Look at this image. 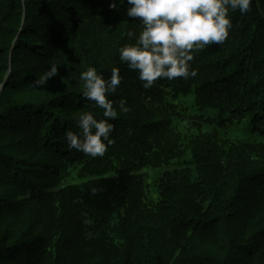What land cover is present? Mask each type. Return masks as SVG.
<instances>
[{"label":"trees","instance_id":"16d2710c","mask_svg":"<svg viewBox=\"0 0 264 264\" xmlns=\"http://www.w3.org/2000/svg\"><path fill=\"white\" fill-rule=\"evenodd\" d=\"M128 7L0 0V264H264V0L229 12L196 77L149 89L119 60L141 30ZM88 67L122 78L96 158L64 138L82 113L103 118L83 97Z\"/></svg>","mask_w":264,"mask_h":264},{"label":"clouds","instance_id":"9594fccd","mask_svg":"<svg viewBox=\"0 0 264 264\" xmlns=\"http://www.w3.org/2000/svg\"><path fill=\"white\" fill-rule=\"evenodd\" d=\"M127 4V17L138 18L141 30L129 33L134 42L118 49L119 60L136 71L143 87L149 89L158 79L196 77L197 70L191 66L193 54L207 45L223 44L232 28L229 12L248 13L252 0H127ZM57 72L58 66L50 65L34 81L35 86L42 87ZM79 79L83 81V97L103 110V118L98 119L91 111L82 113L76 121L78 131L68 130L64 138L69 150L103 157L113 143L114 126L109 120L118 116L108 97L117 91L122 78L117 68L105 79L95 67H88ZM119 108L127 112L125 100L119 102Z\"/></svg>","mask_w":264,"mask_h":264},{"label":"rangeland","instance_id":"374dc122","mask_svg":"<svg viewBox=\"0 0 264 264\" xmlns=\"http://www.w3.org/2000/svg\"><path fill=\"white\" fill-rule=\"evenodd\" d=\"M237 134L241 138H246V139L251 140V141H259L261 139L259 134L253 133L249 126H247L245 130L239 131ZM165 170H166V168H161V169H158L156 171H154V170H146V171L151 174V180H154V178H156L158 175L162 174ZM156 196L157 195L155 194V191H153L152 197H156Z\"/></svg>","mask_w":264,"mask_h":264}]
</instances>
